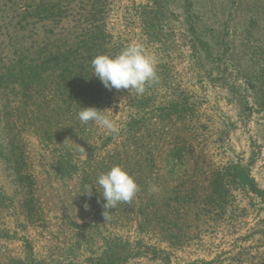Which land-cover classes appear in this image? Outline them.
Here are the masks:
<instances>
[{
  "label": "rangeland",
  "instance_id": "obj_1",
  "mask_svg": "<svg viewBox=\"0 0 264 264\" xmlns=\"http://www.w3.org/2000/svg\"><path fill=\"white\" fill-rule=\"evenodd\" d=\"M105 28L102 98L25 128V166L0 120V264H264V0H108Z\"/></svg>",
  "mask_w": 264,
  "mask_h": 264
},
{
  "label": "trees",
  "instance_id": "obj_2",
  "mask_svg": "<svg viewBox=\"0 0 264 264\" xmlns=\"http://www.w3.org/2000/svg\"><path fill=\"white\" fill-rule=\"evenodd\" d=\"M107 8L108 0H0V120L12 163L25 166L23 131L48 122L47 109L82 114L102 98L112 56ZM15 175L31 179L26 169Z\"/></svg>",
  "mask_w": 264,
  "mask_h": 264
}]
</instances>
